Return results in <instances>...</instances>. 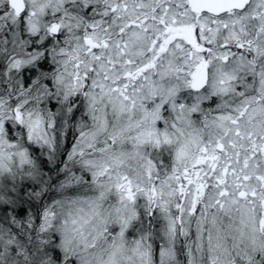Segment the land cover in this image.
<instances>
[{
	"label": "clouds",
	"instance_id": "obj_1",
	"mask_svg": "<svg viewBox=\"0 0 264 264\" xmlns=\"http://www.w3.org/2000/svg\"><path fill=\"white\" fill-rule=\"evenodd\" d=\"M0 264H264V0H0Z\"/></svg>",
	"mask_w": 264,
	"mask_h": 264
}]
</instances>
